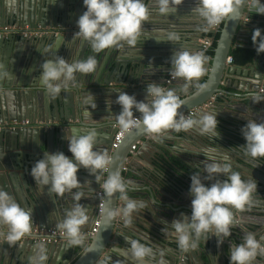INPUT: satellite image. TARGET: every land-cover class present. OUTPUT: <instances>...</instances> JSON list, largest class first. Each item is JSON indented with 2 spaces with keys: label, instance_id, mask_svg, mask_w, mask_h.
Segmentation results:
<instances>
[{
  "label": "water",
  "instance_id": "1",
  "mask_svg": "<svg viewBox=\"0 0 264 264\" xmlns=\"http://www.w3.org/2000/svg\"><path fill=\"white\" fill-rule=\"evenodd\" d=\"M145 3L150 6V9H153L154 6L153 10H155V1L145 0ZM193 4L192 1L188 0L184 8L181 5L178 6V11L172 15L161 16L159 14L158 18L162 17L167 21L155 22L158 24L157 28H160L162 24L164 26H180L184 18L194 16L190 13ZM29 5L25 9L16 2L7 3L0 0V121L30 119L35 123L38 119H41L45 126H33L23 130L7 128L0 132V189L5 186L4 191L10 193L11 196L15 195L17 197L15 200L22 207L31 210L32 227L39 229L56 228L55 225L63 219L64 211L75 203L73 193L76 191L81 192L83 195L79 202L88 209L89 215V223L85 226L84 232L89 234L96 220V210L101 199L104 201V206L112 209H122L124 201L119 199L118 194L111 199L105 196L98 197L102 190L95 177L81 168L77 175L83 185L79 189H74L73 193H65L62 199L66 198L68 202L58 205V208L54 204L59 199L54 194L49 193L47 188L41 190L35 185L29 174L30 169L36 161L43 158L45 151L63 152L71 157L65 137L66 134L71 135L74 132L95 131L97 133L96 150L110 153L112 141L118 127L114 126V119L109 118V112L111 111L112 115L119 114L121 108L118 104L115 105L118 110H115V106L113 107L112 104L111 108H108L106 102L112 101V103H115L120 91L130 92V90L124 88H112L110 84H127L129 87L133 85L130 79L132 75L131 67L134 70L145 72L143 76L137 77L141 80L136 82V85H139L142 90L146 91V85L152 82L159 85V82L166 80L171 70L169 61L172 52L164 55L163 51L182 48V44L177 47H157L154 44L157 43L154 37H148V40L138 47L125 44L123 47H114L96 54L87 42L83 41L82 38L74 37L71 33L76 27L78 17L86 10L83 0H34ZM253 13L255 12L250 11L248 7L242 6L239 20L224 21L214 55L207 58L205 75L199 79L198 84L206 77L204 85L201 88H198V84L189 85V91L184 94L185 98L182 99L184 103L181 112L184 114L196 110L192 116L193 118L198 119L199 114L203 112L218 113L217 135H201L195 128L190 130L194 134L197 143L204 147L211 148L215 146L213 141L219 143L217 139L224 140L219 132L225 129L221 120L225 121L226 118L219 112L217 104L220 103V100L229 102L236 98H231V94L223 88L232 87V80L235 76H248L252 73L250 70L246 71L234 66H227V58L231 56L234 48L240 46V42L245 41L243 32L248 26L247 20ZM11 25L30 27L31 29L41 27L51 31L58 28H61V30L58 34L55 33L57 31L50 32L48 36L41 38H25L13 33L7 34L1 30L3 27ZM212 32L209 31L208 33ZM200 38H204V36L202 35ZM38 45L44 46V48L47 46L49 52L56 49L55 55L61 56L69 62L95 55L98 61L97 70L90 75L77 74L76 87L70 85L67 90H62L57 96H49L37 79L40 74V65L44 59L50 58V56L44 57L41 55L39 63L32 62L33 54H36V50H39ZM149 49H158L160 54L157 52L149 53ZM199 49L200 47H197V50H193V48L188 50L198 52ZM157 55L160 60L155 59ZM253 63L254 65L257 64L261 70L256 71L254 69L251 77L256 82L255 87L253 91L250 87V90H248L249 95L245 97L250 102V109L260 107L264 103H253V97H264V66L260 65L258 55ZM8 69L10 74L11 72H24L27 79L24 78L22 83L16 82L15 79L12 80L9 75L3 79V72ZM180 81L182 80L175 79L173 83L176 85ZM26 88H30V90L25 91ZM89 93L95 98L97 107L94 110L91 107L92 101L88 97ZM95 94H98V96ZM85 112H91L92 116H85ZM49 121L51 125L47 124ZM230 128L234 129L235 125L232 124ZM174 133L175 131L169 130L162 136L153 139L151 135L141 130L133 129L128 132L120 147L113 151L112 164L109 169L98 173L101 176V182L107 179L112 172H119L124 181L126 179L125 175L135 177L142 184H147L148 187L145 189V186L141 185V189L144 190L136 193H141L143 199L153 198L154 200L163 201V203L167 202L168 209L171 211H173L174 206L179 205V202H175L174 198L184 199L183 195L188 196V201H184L183 205L188 207L187 212L190 215L192 198L187 189L191 183L190 175L199 174L203 176V166L197 165L195 167L192 163L193 160L189 162L181 156L179 150L185 151V149L180 148L175 143L171 146L166 143L169 140V134L177 142L178 139L185 140L189 137L187 134L182 137H175ZM136 142L142 143L139 147L142 150L133 155L131 154L133 153L132 147ZM147 144L151 146L152 152L149 154L152 158L147 165L139 166L136 160L145 158L143 149ZM169 146L170 148H168ZM227 148L229 151H234L230 146ZM236 149L248 157L247 160L250 166L239 163H236V165L241 169L239 171L242 178L247 180L251 176L257 182L258 190L253 194L254 198L260 191L264 193V158L253 161L246 154L244 147L237 145ZM182 162L189 165L190 171ZM177 168L178 170H175ZM261 170L262 172H260ZM129 192H133V190L128 191L127 194ZM31 196H33V199L29 200V198H32ZM168 197L173 199L169 202ZM253 198L251 206L243 210L233 209L235 223L230 231H233L232 229L236 227L234 230L236 242H241L244 235L249 232L255 234L258 240L264 237V203L254 202ZM255 198L259 199L258 197ZM138 202L143 204V207L139 209L144 211L145 200H138ZM133 225L132 220L130 224H125L122 216H116L107 230H104L100 224L95 235H87L86 244H93L97 234L100 233L101 245H97L96 251L92 253H85L79 247L69 248L66 241L56 244H43L48 256L45 264H135L132 257L126 254L125 250L128 245L124 237L138 239L141 243H151V247L156 253L155 258L150 261L151 264H159L161 257L162 259L165 258L169 264H179L181 260L183 264H189L191 251L178 248L173 237V240L169 242L165 237V232L161 231L163 227H159L158 230L154 228L151 232L148 226L142 228L140 224L135 229ZM0 229L6 228L0 227ZM203 240L202 243L197 244L196 249L200 250L201 246L205 248L208 246L205 237H203ZM261 242L264 243V241ZM37 245L41 244L28 239L11 246L10 252H5L4 258L0 259V264H28V257L34 253ZM8 247L7 243L0 242V251L1 249L7 251L9 250ZM161 249L166 256L160 255ZM173 259L175 262H172ZM256 260L260 262L259 264H264V256L258 255ZM194 263L197 264V262Z\"/></svg>",
  "mask_w": 264,
  "mask_h": 264
},
{
  "label": "clouds",
  "instance_id": "2",
  "mask_svg": "<svg viewBox=\"0 0 264 264\" xmlns=\"http://www.w3.org/2000/svg\"><path fill=\"white\" fill-rule=\"evenodd\" d=\"M182 2L183 0H155L156 11L161 16L172 15L178 11V5ZM83 5L86 10L78 17L77 31L73 36L82 38L96 54L125 44L134 47L152 16L145 0H83ZM194 5L190 13L202 22L200 30L205 32L216 28L225 20H239L242 6L248 7L256 15L264 16V0H194ZM160 35L163 38H155L157 43L174 44L181 39L175 31H166ZM251 40L257 55L264 54V31L259 28L252 30ZM55 50L40 51L41 55L50 58L44 59L40 65L37 79L46 94L52 97L67 90L70 85L75 86L77 74H93L98 66L95 55L69 62L55 55ZM206 61L207 57L200 52L185 48L173 50L169 74L173 79L185 82L181 92L187 93L189 83L205 75ZM8 75L11 77L12 74ZM88 97L92 101V109H96L94 96L89 93ZM261 102H264V97H253V103ZM106 103L111 108L112 101ZM115 103L120 106L121 111L115 115L110 111L109 118L114 119V126L120 128L122 135L137 129L156 139L169 130L188 132L194 128L201 135H217L218 113L203 112L198 119L186 117L181 112L184 101L177 90L166 89L155 82L146 85L144 100L138 101L134 95L120 91ZM136 112L140 114L138 117ZM85 116H92V113L85 112ZM241 134L246 154L253 161L264 158V121L247 120L241 128ZM65 138L71 157L63 152L45 151L43 158L36 161L29 172L35 185L41 190L47 188L49 193L63 197L65 193H73L74 189L83 185L77 175L83 168L95 177L105 197L111 199L118 194L119 199L124 201L122 209L102 206L97 223L107 230L116 216H122L124 223L130 224L132 213L143 207L141 202L127 195L128 191L136 190L137 186L132 181L125 182L119 172H112L101 182L98 173L109 169L112 156L96 150L97 133L74 132L66 134ZM200 154L205 157L201 162L203 176L190 175V215L181 213L171 223L164 221L170 225L171 234L181 250L196 248L197 241L201 237L206 239L208 233L217 238L218 248L222 246L230 237L231 226L235 223L233 209L243 210L251 206L253 194L258 190L257 182L251 176L245 180L238 171L233 170L228 156L218 159L212 148H205ZM82 195L79 191L73 193L75 203L64 211L63 219L55 227L62 232L69 248L79 247L85 253H92L96 251L97 245H101L100 233L93 244H86L88 236L84 228L89 223V215L88 209L79 202ZM32 226L31 210L22 207L7 191L0 190V227L6 228L3 240L9 246H15L23 241ZM161 231L167 234L166 229L162 228ZM124 240L128 245L126 254L132 257L135 264H150L155 258L153 247L138 239L124 237ZM261 241H264V237L258 240L255 234L246 233L240 243L229 247V264H254L258 255L264 256V243ZM47 260L45 246L41 244L28 257V264H45ZM159 264H164V261L160 260Z\"/></svg>",
  "mask_w": 264,
  "mask_h": 264
},
{
  "label": "crops",
  "instance_id": "3",
  "mask_svg": "<svg viewBox=\"0 0 264 264\" xmlns=\"http://www.w3.org/2000/svg\"><path fill=\"white\" fill-rule=\"evenodd\" d=\"M4 1L7 3H15L16 2L19 5L21 4V6H23L26 9V7L31 3V1H34V0H4ZM153 1H155V0H153ZM187 1L188 0H183V2L181 4H179L178 6L181 5L182 8H184L185 3H187ZM190 1H192L194 3V0H190ZM194 6L195 5L193 4L192 7H194ZM153 9H154V6H153ZM153 9H151V11L152 12L155 11V12H153L152 17H150L149 21L146 23V25L144 27L143 35L138 39V41L136 43L137 47L141 46L143 44V42H146L148 40L147 39L148 37H154V39L158 38V37L163 38L160 35L161 33L166 32V31H175L181 37V39L178 43H174V44L154 43L155 46L164 48L165 46L177 47V46H179V44H182V48H188V49L193 48V50H197V47H200V41L203 39L200 37L202 35L205 37V36H208L209 34H212V33H208L209 31H212V29L207 31V32L200 30V24L202 22L195 16H189L188 18H184V21L181 22L182 24H180V26H164L162 24L160 28H157L158 24H156L155 22L167 21V19H162V17L158 18L159 13L156 11V8H155V10H153ZM172 22H174V21H172ZM247 24H248V26L245 28L246 29L245 32H243V36L245 37V41L240 42L239 47L248 48L249 45H251V43H252V40H251L252 30L259 28L262 31H264V16L256 15L255 13H253V14H251L250 18L247 20ZM44 36H48V35H44ZM197 41H199V42H197ZM38 47H39V50H36V54H33V56H32V62H35V63H39V60L41 58L40 51L48 49L47 46H45V48H44V46L38 45ZM250 49L254 52V56H253V59L251 62H246L244 64H240V63H236V61H234L230 65L227 64V66H234V67L239 68L241 70H246V71L250 70L252 73L249 74L248 76H245V75L235 76L234 80H232V82H233L232 87H230V88L224 87L223 88L224 90H226L227 92H229L231 94V98H236V99H232L229 102L224 101V100H220V103L217 104L219 112L221 114H223V116L226 118L225 121L221 120L223 122V127H225V129L223 131L219 132L220 135H222V137L224 138V140L222 141L220 139H217L219 143H216L213 141V143H215V146L211 147L212 149H215V154H216L218 159L222 160V158L225 155L228 156L230 163L233 167V170L238 171L239 173H240L239 170H241V169L238 167V165H236V163H239V164H242L245 166H250V165L248 164V162H249L247 160L248 157L236 149L237 145H240V144H239V142H236L237 138L233 135L232 131H236L237 127H239L238 129L242 128L247 123V120H249V119H256L257 121H264V103H262L260 107L250 109V106H249L250 102L245 99V97H248V95H249L248 90H250V87H251V91H253L254 87H255L256 82H254L255 80L251 77V76H253L252 74H253L254 69L256 71L261 70L257 64L254 65V63H253V61L255 60V57H257L255 47L252 46ZM133 51L140 52L141 50H133ZM148 52L149 53L157 52L158 54H160V51L158 49H155V50L149 49ZM171 52L173 53V49L163 51L164 55L170 54ZM258 56L260 59V65L264 66V54H260ZM155 59H158V55H157V58H155ZM158 60H160V59H158ZM8 71H9V69L7 71L3 72V74H4L3 79L5 78V76L7 77V75L10 74ZM130 71L132 74L130 79H131V81H132L131 83H133V85H131L129 87L127 84L121 85V84L112 83V84H110V87H112V88L117 87V88H121V89L124 88V89L130 90V92H126V93L129 95H134L138 101L144 100L145 99L144 97L146 96V91L142 90V88L139 85H136V82L141 80V79H138L137 77L143 76L145 72H142L141 70L140 71L134 70V68H131V67H130ZM11 74L12 75L10 78H12V80L15 79V81L18 83H22L24 78L27 79V76L24 72H22V73L21 72H19V73L11 72ZM168 78H170V75L167 76L166 80ZM166 80H162L161 82H159V85L162 87H165V88H169V89H176L178 92V95H180V98L181 99L185 98L184 97L185 93L180 91V89L183 88L184 83H185L183 80L178 82L176 85H175V83H173L174 80L172 81L171 84H167ZM205 81H206V77L204 78V80L200 84H198L200 81L196 80V81L190 82L189 85H197L198 84V88H201L204 85ZM74 87H76V86H74ZM189 88H190V86H188V91H189ZM27 90L29 91L30 88L29 89L26 88L25 91H27ZM14 94L18 95L19 93H14ZM95 95L98 96V94H95ZM107 99L112 100L110 98H107ZM18 104L23 105L21 103H18ZM112 105L114 107L117 104H115L113 102ZM116 109L118 110L117 106H115V110ZM186 113H188V112H186ZM21 120H29L30 122L33 123V121H31L30 119H21ZM37 122H41V119H38ZM47 124L51 125L50 121H49V123L47 122ZM232 124L235 125L234 129L230 128ZM49 125H48V127H50ZM52 125H54V124H52ZM44 126H45V123H44ZM50 129H52V128H50ZM196 130L198 131V129H196ZM186 134L189 136V137H187L188 139H185V140L178 139V142L174 141L173 136L171 134H169V140H167L166 143H168L170 146L173 145V143H175L180 148L185 149V151L179 150L182 154L181 156H183L186 159V161L192 162V160H193L194 162H192V163L194 164L195 167L197 165L203 166V163H201V162L204 161L205 157L203 155H201L200 153L202 152L203 149H205L207 147H204L201 144L197 143L194 134H192V132H190V131H188V132H184V131L175 132L174 136L175 137H182V136H185ZM218 137H220V136H218ZM233 139L234 140L236 139V141H233ZM141 144L142 143H140V142H136V144H134V146H136L137 148L131 154L135 155L136 152L141 151L142 148H139L141 146ZM170 146L168 148H170ZM228 146H230L234 151H229L227 148ZM240 146H242V145H240ZM151 152H152L151 146L147 144V146H145L143 149V154H144L145 158L143 160H140V159L136 160V163L139 166H144V164L147 165V163L150 162L149 160L152 158L151 154H149ZM182 163H183V165L185 164L184 166H186V168H188L190 171V168L188 167L189 165H186V162L185 163L182 162ZM178 165L181 166L180 163H178ZM169 170H170V168H169ZM175 170H178V168ZM260 172H262V170ZM125 177H126L125 182L132 181L133 185L137 186L136 190H133V192H129V194H127V195L131 199H134L136 201L145 200V202H146V204L144 206L145 207L144 211H142L141 209L138 208L135 212L132 213L131 220L134 223L133 228L137 229L138 226H140V224H141L142 228H144L145 226L150 227V231L152 232L153 231L152 229H154V228H156L158 230L159 227H163L164 229L167 230V234H165L166 239L169 242H171L173 240L172 237L174 238V236L171 234L170 225L165 224L164 221L171 223V221L173 219L178 218L181 213L189 214V212H187L188 207L183 205V202L188 201L189 197L183 195L184 199H175L174 198V201L179 202L178 203L179 205L174 206L173 211H171L170 209H168L169 205L167 202L163 203V201H160L158 199H157L158 200L157 201V200H154L153 198L152 199H147V198L143 199L140 195L141 193H136L137 191L144 190V189H141L142 188L141 185H144L145 189H147L148 188L147 184L146 185H145V183L142 184L141 181L135 177H131V176H127V175H125ZM3 187L5 188V186H3ZM4 188H1L0 190H4ZM187 189L189 190V187ZM257 195L256 196L260 199V202L264 203V193L260 191ZM12 197L14 199L17 198L15 195H13ZM31 197L32 198L28 197L29 200L33 199V196H31ZM56 197L59 200H57L54 205L57 206L58 208H59L58 205L65 204L66 202H68V200L66 198L62 199V197L60 198V196H56ZM98 197H99V194H98ZM163 199H166V198H163ZM167 199L170 202L173 198L168 197ZM45 200H47V199H45ZM51 201H53V200L51 199ZM31 205H33V204H31ZM245 219H247V218H245ZM232 227L233 226H231V228ZM32 228H35V227H32ZM235 228L236 227H234L232 229L233 231H231L230 237H228L225 240V242L223 243V245L220 246L219 248L217 247V238L214 235L212 236L211 233L206 234L207 235L206 236V244L208 245L206 248L201 246L199 248L200 250H198L196 248L188 249L191 251V254H189V264H196L194 262H197V264H229V257H228L229 247L233 244L240 243V241L236 242V239H235L236 236H234L235 235V232H234ZM0 231L6 232V229H0ZM24 241L25 240H23L21 242H24ZM203 241H204L203 237H201L200 240L197 241V244L202 243ZM2 243H6V242H2ZM145 244L148 246H151V243L145 242ZM8 248H9V250H7V251H5V249H1L0 259L4 258L5 252L6 253L10 252L11 246H9ZM161 253H163L162 249H161ZM163 255H164V253H163ZM164 256H166V254ZM200 258L203 260L202 263H201ZM161 260L164 261V264H169V262H167L165 258L162 259V257H161ZM172 262H175V260L173 259ZM259 263L260 262H258L255 259L254 264H259ZM179 264H183V261L181 260Z\"/></svg>",
  "mask_w": 264,
  "mask_h": 264
},
{
  "label": "built area",
  "instance_id": "4",
  "mask_svg": "<svg viewBox=\"0 0 264 264\" xmlns=\"http://www.w3.org/2000/svg\"><path fill=\"white\" fill-rule=\"evenodd\" d=\"M222 24L221 23L219 26L216 28L212 29V34H217L220 33L222 29ZM3 32L7 34H17L21 35L25 38H41L44 35H48L50 32H55L56 34L59 33L61 28H58L57 30L51 31L50 29L46 28H37V29H31L30 27H19L17 25H11L7 27H3L1 29ZM77 31V27L74 28L72 34ZM214 46V39L211 36H205L201 41H200V50L199 52L202 53L204 56L207 58H210V52L213 50ZM233 63V57L229 56L227 58V64L230 65ZM175 80L171 76L166 80L167 84H171L172 81ZM263 92V90H261ZM196 110L193 111H188V113H184V115L187 116H193L195 114ZM140 114H136L138 117ZM32 126H44L43 122H35L32 123L29 120H11L8 122L0 121V132L3 131L4 129H12V130H23ZM132 131V130H131ZM130 132V131H129ZM128 133V132H127ZM127 133H124L123 135L121 134V130L118 127V130L113 138L112 145H111V152L108 153L109 155L112 156V153L115 149H118L120 145L122 144L123 139L125 138V135ZM136 146L132 147V150H136ZM104 196L103 192L99 193V197L102 198ZM102 206H104V201L101 199L100 202L98 203V208L96 210V220L91 228V231L89 232V236L95 235L100 227V224L97 223V221L100 219L101 215V209ZM3 233L0 231V242H5L3 240ZM31 239L36 243L40 244H56L60 242L66 241L65 237L63 236L62 232L58 230L57 228H50V229H38V228H32L31 231L25 236L23 240H28Z\"/></svg>",
  "mask_w": 264,
  "mask_h": 264
},
{
  "label": "trees",
  "instance_id": "5",
  "mask_svg": "<svg viewBox=\"0 0 264 264\" xmlns=\"http://www.w3.org/2000/svg\"><path fill=\"white\" fill-rule=\"evenodd\" d=\"M224 25V23L222 24V26ZM208 36L213 37L214 39V46H213V50L210 52V56L213 57L214 55V50L216 48V44L220 38V33L217 34H209ZM253 45V43H251V45H249L248 48H244V47H239V48H235L232 50L231 52V56L233 57V61H236V63H240V64H244L246 62H251L254 56V52L250 49ZM239 127H237L236 131H232L233 135L237 138L233 141L239 142L240 145H244L245 141L244 138L241 134V128L238 129ZM230 131V130H229ZM244 147V146H243Z\"/></svg>",
  "mask_w": 264,
  "mask_h": 264
},
{
  "label": "flooded vegetation",
  "instance_id": "6",
  "mask_svg": "<svg viewBox=\"0 0 264 264\" xmlns=\"http://www.w3.org/2000/svg\"><path fill=\"white\" fill-rule=\"evenodd\" d=\"M257 196H258V195H257ZM257 196H254V198H253V199L255 200L254 202H258V201H259L258 203L260 204V199L255 198V197H257Z\"/></svg>",
  "mask_w": 264,
  "mask_h": 264
}]
</instances>
